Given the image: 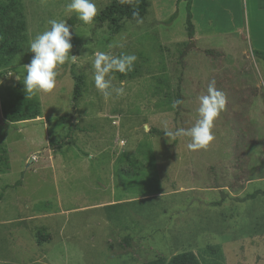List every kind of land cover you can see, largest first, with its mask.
<instances>
[{"label": "rangeland", "instance_id": "obj_1", "mask_svg": "<svg viewBox=\"0 0 264 264\" xmlns=\"http://www.w3.org/2000/svg\"><path fill=\"white\" fill-rule=\"evenodd\" d=\"M112 1L94 0L97 15ZM149 1L141 21L115 31L68 13L70 0H22L29 40L66 20L78 57L59 67L53 92L35 95L39 118L0 121V264H151L185 251L201 264H264V195L246 198L264 192V9L191 0L190 38L188 1ZM98 51L138 57L114 73L123 97L95 89ZM32 55L22 51L10 74L26 75ZM212 80L227 104L215 140L190 151L161 122L193 126Z\"/></svg>", "mask_w": 264, "mask_h": 264}, {"label": "clouds", "instance_id": "obj_2", "mask_svg": "<svg viewBox=\"0 0 264 264\" xmlns=\"http://www.w3.org/2000/svg\"><path fill=\"white\" fill-rule=\"evenodd\" d=\"M68 13L75 12L84 24H91L97 15V6L94 0H70L66 4ZM50 28L35 35L28 43V51L33 55L30 63L25 65L26 75L22 78L16 76L18 81H22L24 91L29 96L38 93H51L57 86L58 69L66 62L75 63L76 55L71 54L73 26L66 20L49 19ZM122 47V45H120ZM111 47V46H110ZM138 57L135 54L121 53L112 55L106 52H96L91 62L92 79L94 87L105 101L115 97H123L125 92L124 81L120 86L114 85V73L125 74L133 70ZM199 106L197 108L198 119L194 125L188 129H170L168 121L161 122L164 134L175 139L176 137L187 136L190 142L186 147L190 151L206 149L214 140L215 121L224 111L227 104V96L223 91L215 87V80H212L207 88L206 94L198 97ZM181 101H174L173 108H176ZM37 154H33L35 159Z\"/></svg>", "mask_w": 264, "mask_h": 264}, {"label": "trees", "instance_id": "obj_3", "mask_svg": "<svg viewBox=\"0 0 264 264\" xmlns=\"http://www.w3.org/2000/svg\"><path fill=\"white\" fill-rule=\"evenodd\" d=\"M188 1L187 29L190 38L194 35L191 23V2ZM150 7L149 0H113L95 17L98 26L105 23L111 24L115 31L121 28L120 21H141ZM29 38L25 9L22 0H0V77L12 71L15 58L28 47ZM255 55V54H254ZM257 58L264 62V52L257 53ZM75 87L73 91V103L81 97L82 77L74 76ZM176 101H183L179 90L175 93ZM181 103L177 105V111H181ZM0 107L2 118L6 123H21L33 121L40 117L41 107L35 96H29L26 92H19L15 88L0 90ZM3 172L0 171V174ZM264 192H255L246 198L253 199ZM151 264H201L197 256L191 251L174 255L168 261H156Z\"/></svg>", "mask_w": 264, "mask_h": 264}, {"label": "crops", "instance_id": "obj_4", "mask_svg": "<svg viewBox=\"0 0 264 264\" xmlns=\"http://www.w3.org/2000/svg\"><path fill=\"white\" fill-rule=\"evenodd\" d=\"M191 2V0H190ZM242 3L246 8L248 9V5L254 9L257 14H259L262 9H264V0H242ZM191 9V8H190ZM11 72L6 73L4 76L0 77V86L4 88H15L16 85L18 84V80L16 79L15 75L10 74ZM0 121L1 123L4 122L1 114V107H0ZM32 121H27V122H21V123H28ZM10 125H19V123L11 124Z\"/></svg>", "mask_w": 264, "mask_h": 264}, {"label": "water", "instance_id": "obj_5", "mask_svg": "<svg viewBox=\"0 0 264 264\" xmlns=\"http://www.w3.org/2000/svg\"><path fill=\"white\" fill-rule=\"evenodd\" d=\"M193 48L194 47V43H191L190 46L186 49V51L184 52V54L182 55L181 59L186 55V52L189 50V48Z\"/></svg>", "mask_w": 264, "mask_h": 264}]
</instances>
